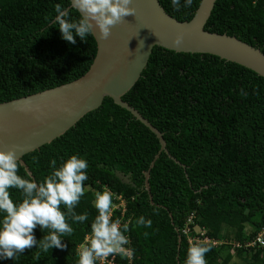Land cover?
<instances>
[{
  "label": "trees",
  "instance_id": "obj_1",
  "mask_svg": "<svg viewBox=\"0 0 264 264\" xmlns=\"http://www.w3.org/2000/svg\"><path fill=\"white\" fill-rule=\"evenodd\" d=\"M180 21L189 20L200 0L175 10L171 0H159ZM70 8V0H0V102L74 80L89 68L96 54L93 35L76 44L61 39L53 24L55 6ZM71 17L80 13L71 8ZM204 29L234 35L264 53V0H215ZM122 99L162 132L167 152L156 135L132 113L105 96L51 142L25 153L22 159L34 180L50 173L71 155L88 162L86 192L76 211L88 212L85 224L63 239L65 250L52 249L33 259L35 247L18 260L0 264H77L78 245L90 235L97 215L95 192L110 190L124 201V211L112 219L127 223L131 257L116 255L119 264H184L191 246L183 232L190 224L213 239L243 243L264 228V77L253 70L209 53L175 52L153 46L148 62ZM35 158V159H34ZM21 176L28 174L21 166ZM14 201L21 198L13 189ZM158 209V212L155 211ZM144 216L152 227L136 226ZM37 240L42 233L37 227ZM180 237V242L178 241ZM210 246L207 264H264L261 247Z\"/></svg>",
  "mask_w": 264,
  "mask_h": 264
},
{
  "label": "water",
  "instance_id": "obj_2",
  "mask_svg": "<svg viewBox=\"0 0 264 264\" xmlns=\"http://www.w3.org/2000/svg\"><path fill=\"white\" fill-rule=\"evenodd\" d=\"M214 3L215 0H200L193 16L180 21L166 12L159 0H133L131 6L135 14L126 16L124 22L113 27L108 39H101L98 29L93 30L96 54L83 75L52 88L0 102V150L15 146L21 165L34 179L22 156L63 134L109 96L159 140V150L143 172L149 193V171L161 151L168 153L166 143L162 132L122 96L140 77L153 46L175 52L209 53L264 77V53L258 47L234 35L204 29ZM180 33L183 43L176 47L173 40ZM149 197L151 201L150 193Z\"/></svg>",
  "mask_w": 264,
  "mask_h": 264
},
{
  "label": "clouds",
  "instance_id": "obj_3",
  "mask_svg": "<svg viewBox=\"0 0 264 264\" xmlns=\"http://www.w3.org/2000/svg\"><path fill=\"white\" fill-rule=\"evenodd\" d=\"M193 0H184L183 7L192 6ZM133 0H71L70 8L55 6L56 16L52 21L58 25L61 39L76 44V37L87 42L98 29L101 39H108L111 29L124 22L128 15L135 14ZM175 10L181 8V0H171ZM71 8L79 11L80 17H71ZM183 34H177L173 44L183 43ZM35 159V158H34ZM21 162L15 146L0 150V259L18 260L26 250L35 247L33 259L39 261L42 253L52 249L65 250V237L75 232L73 225L85 224L88 212L76 211L84 197L88 180V162L71 155L57 166L50 161V173L40 182L30 174L21 176ZM17 190L21 198L14 201L11 190ZM97 215L91 221L90 235L85 238L77 253V264H98L113 255H126L129 244L126 233L129 225H121L112 219L113 194L110 190L95 192L93 201ZM158 212V209L155 210ZM136 226L152 227V220L140 216ZM39 227L44 233L37 240L34 231ZM210 246L193 244L187 249L184 264H207L206 254Z\"/></svg>",
  "mask_w": 264,
  "mask_h": 264
},
{
  "label": "built area",
  "instance_id": "obj_4",
  "mask_svg": "<svg viewBox=\"0 0 264 264\" xmlns=\"http://www.w3.org/2000/svg\"><path fill=\"white\" fill-rule=\"evenodd\" d=\"M115 199H117L118 201L113 202V206H114L113 209H120L121 214H123L124 201H123L122 197L120 195H117L115 197ZM120 202H123V203H120ZM192 223H193V214H189V216L186 220V224L184 225L183 232L187 235V241L190 245L203 242V243H211L213 245L232 244L234 247H240V246H242V247H254V246H257V247H261L262 249H264V228H261L256 233L255 236L245 240L243 243H240L239 241H235V240H226V238H224V237L220 238V239H213L211 237L206 236L205 230L200 228V227H199L200 230L198 232L194 233V230H193V234H191L192 229L190 227V224H192ZM194 226L198 227V225H194ZM194 226H193V228H194ZM86 237H88V236H86ZM83 243H85V240L80 245H78V249H77L78 251H79L80 246ZM127 249H128V252L125 256L128 259H130L131 249L128 247H127ZM115 257H116V255L110 256L104 261H98V264H119L115 261Z\"/></svg>",
  "mask_w": 264,
  "mask_h": 264
},
{
  "label": "rangeland",
  "instance_id": "obj_5",
  "mask_svg": "<svg viewBox=\"0 0 264 264\" xmlns=\"http://www.w3.org/2000/svg\"><path fill=\"white\" fill-rule=\"evenodd\" d=\"M120 203H123V202H120ZM122 205V204H121ZM114 207V206H113ZM122 207V206H121ZM193 230H194V233H196V232H198L200 229H199V227H197V226H194V228H193ZM229 243V242H228ZM234 260L235 261H237V262H239L240 264H248L247 262H245V261H240V259H238V258H234Z\"/></svg>",
  "mask_w": 264,
  "mask_h": 264
}]
</instances>
